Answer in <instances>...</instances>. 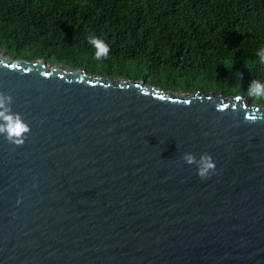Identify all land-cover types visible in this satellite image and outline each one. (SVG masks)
<instances>
[{"label": "water", "instance_id": "1", "mask_svg": "<svg viewBox=\"0 0 264 264\" xmlns=\"http://www.w3.org/2000/svg\"><path fill=\"white\" fill-rule=\"evenodd\" d=\"M0 91V264H264V104L2 51Z\"/></svg>", "mask_w": 264, "mask_h": 264}, {"label": "trees", "instance_id": "2", "mask_svg": "<svg viewBox=\"0 0 264 264\" xmlns=\"http://www.w3.org/2000/svg\"><path fill=\"white\" fill-rule=\"evenodd\" d=\"M93 35L108 44L106 59L94 58ZM261 47L264 0H0L4 54L174 93L241 94L264 104L247 91L264 80Z\"/></svg>", "mask_w": 264, "mask_h": 264}, {"label": "clouds", "instance_id": "3", "mask_svg": "<svg viewBox=\"0 0 264 264\" xmlns=\"http://www.w3.org/2000/svg\"><path fill=\"white\" fill-rule=\"evenodd\" d=\"M88 43L94 49L93 55L96 60L108 57L109 46L104 40L93 35L88 37ZM255 55L259 58V62L264 64V47L257 49ZM237 75L242 78L240 73ZM247 91L249 96L264 99V80H252ZM12 99L9 92L0 91V136L9 143L20 145L30 131V126L20 113L13 111ZM181 159L188 165H194L196 174L201 179L209 178L215 172V162L207 152H201L197 156L185 151L181 154Z\"/></svg>", "mask_w": 264, "mask_h": 264}, {"label": "rangeland", "instance_id": "4", "mask_svg": "<svg viewBox=\"0 0 264 264\" xmlns=\"http://www.w3.org/2000/svg\"><path fill=\"white\" fill-rule=\"evenodd\" d=\"M52 65V64H51ZM54 65V64H53ZM93 75H101V76H103V77H106L107 76V74L106 73H104V74H96V73H94ZM128 78H130V79H132V80H134L132 77H128ZM147 83V82H146ZM148 85H153V84H150L149 82L147 83ZM204 92V91H203ZM206 92V91H205ZM245 97V96H244ZM246 99H247V97H246ZM248 100V99H247ZM250 101V100H249ZM256 102L255 101H252V104H255Z\"/></svg>", "mask_w": 264, "mask_h": 264}]
</instances>
